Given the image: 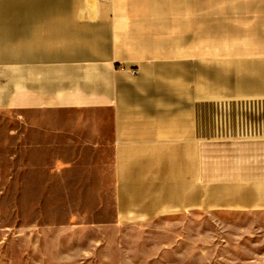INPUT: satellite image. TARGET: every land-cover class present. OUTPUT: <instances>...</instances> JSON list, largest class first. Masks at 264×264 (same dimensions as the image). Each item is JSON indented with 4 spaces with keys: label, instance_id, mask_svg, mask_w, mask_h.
I'll list each match as a JSON object with an SVG mask.
<instances>
[{
    "label": "crops",
    "instance_id": "crops-1",
    "mask_svg": "<svg viewBox=\"0 0 264 264\" xmlns=\"http://www.w3.org/2000/svg\"><path fill=\"white\" fill-rule=\"evenodd\" d=\"M11 111L42 169L111 182L119 220L264 213V0H0Z\"/></svg>",
    "mask_w": 264,
    "mask_h": 264
},
{
    "label": "rangeland",
    "instance_id": "rangeland-1",
    "mask_svg": "<svg viewBox=\"0 0 264 264\" xmlns=\"http://www.w3.org/2000/svg\"><path fill=\"white\" fill-rule=\"evenodd\" d=\"M14 123L0 116V264H264V213L119 220L111 182L42 169Z\"/></svg>",
    "mask_w": 264,
    "mask_h": 264
},
{
    "label": "built area",
    "instance_id": "built-area-1",
    "mask_svg": "<svg viewBox=\"0 0 264 264\" xmlns=\"http://www.w3.org/2000/svg\"><path fill=\"white\" fill-rule=\"evenodd\" d=\"M123 69V67H121Z\"/></svg>",
    "mask_w": 264,
    "mask_h": 264
}]
</instances>
